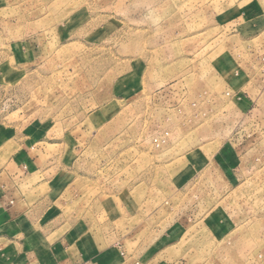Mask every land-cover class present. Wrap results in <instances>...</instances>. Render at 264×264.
<instances>
[{
	"label": "rangeland",
	"instance_id": "rangeland-1",
	"mask_svg": "<svg viewBox=\"0 0 264 264\" xmlns=\"http://www.w3.org/2000/svg\"><path fill=\"white\" fill-rule=\"evenodd\" d=\"M1 190L13 264H264V0H0Z\"/></svg>",
	"mask_w": 264,
	"mask_h": 264
},
{
	"label": "crops",
	"instance_id": "crops-1",
	"mask_svg": "<svg viewBox=\"0 0 264 264\" xmlns=\"http://www.w3.org/2000/svg\"><path fill=\"white\" fill-rule=\"evenodd\" d=\"M22 167L26 168V166H22ZM7 197L8 196L6 195L5 191L1 190L0 191V225L6 224V220H9V218L12 216L13 211H15L14 210L15 209L14 202ZM23 214H24V211L21 208L20 217H22ZM0 227H2V226H0ZM4 235H5L4 233H0V241L5 239ZM56 259L55 258L49 259L47 263L48 264H66L64 261H67V262L73 261V260H70V256L67 260H65V259L56 260ZM43 260L44 259H42L40 262H42ZM11 262H7V261H5L4 258H0V264H13V262L12 263ZM37 262H38V260H37Z\"/></svg>",
	"mask_w": 264,
	"mask_h": 264
}]
</instances>
